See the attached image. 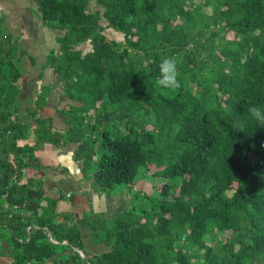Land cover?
Here are the masks:
<instances>
[{
	"label": "trees",
	"instance_id": "trees-1",
	"mask_svg": "<svg viewBox=\"0 0 264 264\" xmlns=\"http://www.w3.org/2000/svg\"><path fill=\"white\" fill-rule=\"evenodd\" d=\"M36 1L59 43L47 61L62 96L80 104L65 105V130L45 117L35 116L34 127L22 120L20 54L16 40L1 35L0 256L7 264H264V124L248 111H264V0H94L92 10L88 0ZM85 40L91 49L82 53L76 46ZM163 56L178 60V89L156 84ZM97 105L111 108L105 118L118 111L151 127L132 138L104 131L93 184L132 186L139 166L157 157L162 133L172 160L161 172L178 179L161 184L151 210L90 217L93 239L103 230L107 245L91 252L73 216L57 218L61 196L44 203L43 182H20V174L39 166L34 152L46 141L76 143L75 158L87 166L94 149L80 126Z\"/></svg>",
	"mask_w": 264,
	"mask_h": 264
},
{
	"label": "crops",
	"instance_id": "crops-1",
	"mask_svg": "<svg viewBox=\"0 0 264 264\" xmlns=\"http://www.w3.org/2000/svg\"><path fill=\"white\" fill-rule=\"evenodd\" d=\"M1 35H9L11 39L16 40L17 55L20 54L18 64L21 75L16 81L19 88L16 96V114L22 120L28 121L31 127L35 125V116H39L49 118L55 131L65 130L69 126L68 115L64 111L65 105L80 103L62 96V83L54 74L53 66L47 61L50 53H60L59 43L55 29L43 21L37 1L0 0V37ZM85 43L90 46L87 50L91 49L88 40L76 46L82 53L87 51L82 50ZM39 95L42 97L40 100ZM27 140L33 143V135L30 134ZM76 146L74 142L58 146L44 142L43 146L34 152L38 157L39 166L33 162L32 165L24 167L20 182H24L26 177L37 175L36 178L45 182L44 185L58 188L61 196L70 197L69 202L64 198L56 201L57 218L63 219V214L70 213L81 231V238L84 235L85 242L82 241L86 249L100 252L107 245L102 241L95 243L91 229L84 224L86 212L91 214V218L96 215L114 217L118 212L114 210V205L120 203L122 197L101 193L82 179L83 158H75ZM49 238L51 239L50 235ZM9 261V256H0V264H7Z\"/></svg>",
	"mask_w": 264,
	"mask_h": 264
},
{
	"label": "rangeland",
	"instance_id": "rangeland-1",
	"mask_svg": "<svg viewBox=\"0 0 264 264\" xmlns=\"http://www.w3.org/2000/svg\"><path fill=\"white\" fill-rule=\"evenodd\" d=\"M94 0H88V9L92 10ZM109 30V29H108ZM111 37H117V33L114 30H109L108 33ZM87 42V41H86ZM89 44L85 43L82 46L83 52L89 48ZM57 55V53L55 54ZM18 64V62H17ZM19 65V64H18ZM42 97L39 95L38 100H40ZM111 108L106 106H96L91 107L88 111H84V123H81V128L83 130V133L86 135L85 139L88 141L87 143L89 146H92L94 149V153L90 155L89 161L87 163V166H85L83 169H81V174L83 176V180H86L90 185L95 187L98 191L101 193H107L109 195H121L122 200H120V203L117 202L116 205H114V210L120 212L121 209L129 208L132 210L133 213H138L140 208L147 207V209L151 210L152 203L155 202L157 197H159V188L161 184L165 181L172 180L174 183L176 181V178H168L163 174L161 171L166 168V165L169 163L170 160H172V147L170 145L171 138L165 136V134H161L156 139V149L159 151L157 157L150 158V161L147 164H142L139 166L137 174L134 179V183L132 186H128L126 183H119L113 185V187L107 188V189H100L96 184L92 183V174L94 170L97 167V161L98 156L101 152L105 151V148L101 145V139L104 136V131L107 133L110 137H116V136H123L126 138H132L135 136L136 133H140L142 128H148L151 127V124L142 122L140 125V121H138V126L135 125V117L132 115L131 119L125 121L124 118H120V113L118 111H113L108 118L103 117L102 115L105 114L106 111H110ZM65 111V110H64ZM66 113V111H65ZM72 113L76 117H79L81 115V110H72ZM70 114V113H69ZM93 120H96L94 123ZM128 125L132 126V129ZM128 133L127 132V128ZM24 142V141H23ZM146 149H150L153 147V144L151 142H147L144 144ZM148 167V168H147ZM153 170H156V173H152ZM24 175V174H23ZM36 175V174H35ZM37 177V175L35 176ZM21 181V179H20ZM45 182H43L44 184ZM45 186V192L43 194V202L48 203L52 201V196L56 194V196L60 195L58 188H49V186ZM75 192V191H72ZM61 198L64 200L66 199L67 202H69L70 197H65V195H62ZM122 201V202H121ZM51 203V202H50ZM122 211V210H121ZM117 212V213H118ZM87 217L85 220L88 222L84 224L85 226H88V224L92 225L95 224V221L90 218V213L86 212ZM100 217H103L102 215H99ZM108 219V217H105ZM103 225V227H110L111 223L104 222L102 219H99ZM89 228V227H88ZM86 229V228H85ZM85 231V230H84ZM83 231V232H84ZM92 231V230H91ZM100 235L96 237L95 243H97V240H104L103 237V230H100ZM84 235H82V240H84ZM85 239H88V235L86 233ZM73 247V245H72ZM75 247V246H74ZM75 249V248H74ZM104 250V249H103Z\"/></svg>",
	"mask_w": 264,
	"mask_h": 264
},
{
	"label": "clouds",
	"instance_id": "clouds-1",
	"mask_svg": "<svg viewBox=\"0 0 264 264\" xmlns=\"http://www.w3.org/2000/svg\"><path fill=\"white\" fill-rule=\"evenodd\" d=\"M178 60L175 56H163L159 64L160 77L156 84L163 89L175 90L180 87ZM253 118L264 124V111L260 107L252 106L248 109Z\"/></svg>",
	"mask_w": 264,
	"mask_h": 264
},
{
	"label": "water",
	"instance_id": "water-1",
	"mask_svg": "<svg viewBox=\"0 0 264 264\" xmlns=\"http://www.w3.org/2000/svg\"><path fill=\"white\" fill-rule=\"evenodd\" d=\"M48 236H49V233H48ZM53 242H56L55 240H52ZM79 253L80 255L86 260L85 258V255H84V252L82 249L78 248V247H74Z\"/></svg>",
	"mask_w": 264,
	"mask_h": 264
}]
</instances>
